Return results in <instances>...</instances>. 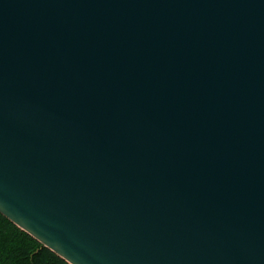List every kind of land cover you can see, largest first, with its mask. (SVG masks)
<instances>
[{
    "label": "water",
    "instance_id": "1",
    "mask_svg": "<svg viewBox=\"0 0 264 264\" xmlns=\"http://www.w3.org/2000/svg\"><path fill=\"white\" fill-rule=\"evenodd\" d=\"M0 213L69 264H264V0H0Z\"/></svg>",
    "mask_w": 264,
    "mask_h": 264
},
{
    "label": "trees",
    "instance_id": "2",
    "mask_svg": "<svg viewBox=\"0 0 264 264\" xmlns=\"http://www.w3.org/2000/svg\"><path fill=\"white\" fill-rule=\"evenodd\" d=\"M0 264H69L0 213Z\"/></svg>",
    "mask_w": 264,
    "mask_h": 264
}]
</instances>
